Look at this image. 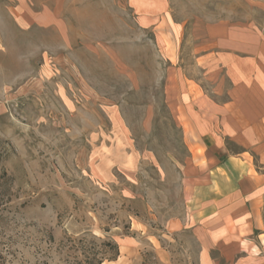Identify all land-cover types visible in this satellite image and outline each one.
Returning <instances> with one entry per match:
<instances>
[{"label": "rangeland", "instance_id": "obj_1", "mask_svg": "<svg viewBox=\"0 0 264 264\" xmlns=\"http://www.w3.org/2000/svg\"><path fill=\"white\" fill-rule=\"evenodd\" d=\"M227 64L264 82V0H0V264H185L171 86Z\"/></svg>", "mask_w": 264, "mask_h": 264}, {"label": "crops", "instance_id": "obj_2", "mask_svg": "<svg viewBox=\"0 0 264 264\" xmlns=\"http://www.w3.org/2000/svg\"><path fill=\"white\" fill-rule=\"evenodd\" d=\"M227 39V26H208L199 64H216L226 54L217 51L219 43ZM230 71L227 64L206 75L213 96L195 82L185 98L171 86L189 152L182 177L185 227L170 232L192 240L185 264H264V82L244 69L235 81ZM160 256L176 264L166 251Z\"/></svg>", "mask_w": 264, "mask_h": 264}]
</instances>
